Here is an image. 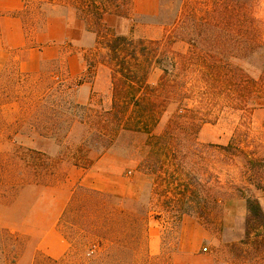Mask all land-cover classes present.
Segmentation results:
<instances>
[{
	"label": "rangeland",
	"instance_id": "rangeland-1",
	"mask_svg": "<svg viewBox=\"0 0 264 264\" xmlns=\"http://www.w3.org/2000/svg\"><path fill=\"white\" fill-rule=\"evenodd\" d=\"M124 1L26 0V9L20 18L29 31L42 28L48 17L72 14L88 20L87 29L95 34V40L92 45L80 48L84 72L75 79L67 76L60 63L46 64L40 74L27 76L15 68L13 53L0 58V67L6 66L8 72L29 80L24 99L16 100V95L12 93L0 96V264H91L86 256L91 244H99L101 250L105 249L109 253V257L119 247L114 243L113 236L103 235L105 228L100 229L101 233L97 237L84 233L78 235L80 232L77 228L78 234L75 235L76 232L66 222L77 217L71 213L73 210L92 209L80 202L79 197L76 200L80 189L72 185L70 176L73 165L86 167L99 156V152L90 150L89 146L83 154L78 152L86 126H74L68 138L60 144L55 141L36 143L26 138L20 145L10 140L12 130L9 131L4 123H10L13 114L22 112V107L32 109L42 98L44 104L55 103L59 106L57 109L67 114L78 103L95 114L127 111L121 124L124 127L138 117L140 123L149 125V133H122L115 145L106 152L115 158L140 161L143 172L153 173L154 176L143 187L140 200L133 203L128 197L127 201L120 202L104 196L105 203L93 208L101 212L100 217H108L111 225L121 220L125 213L140 217L143 228L138 231L141 245L137 250L142 256L146 255L147 250L146 222L154 226L159 224L158 251L169 252L167 249L172 250L176 244L181 234L177 224L180 219L170 211L175 196L181 208L187 211L183 213L189 219L186 231L187 225L193 224L192 221L205 229L207 237L203 242H198L197 232L191 229V248L196 251L191 253L188 260L140 258L117 262L108 259L109 264H264V241L259 238V235H264V229L254 230L251 227L249 240L245 238L248 215L245 197L259 200L264 209V48L254 51L256 45L251 41L249 32L247 36L243 35V40L239 37L230 43L235 52L230 59L231 65L236 68L234 78H239L243 84L254 82L245 91L234 89L232 97H244L246 101L242 102V106L233 108L228 102L225 87L222 86V90L218 91L207 89L198 66L191 64L186 68L180 65L182 57L189 53L190 45L174 36L182 24L187 22L191 26L193 19H199L212 10L217 0L165 1L158 18L138 21L142 26L154 23V28L147 30L143 27L128 35L126 31L131 23L127 20L123 21L125 29L119 33L103 19L105 14L123 15ZM239 1L247 5L249 15L256 19L257 45H264V0ZM123 31L126 36L121 35ZM119 36L126 37L132 45L123 46L118 41ZM110 46L118 48L117 56ZM143 47L146 48L148 62L142 55ZM122 59L136 69V74L131 78L116 72L115 65ZM140 64L145 65L143 70ZM166 68L168 74L164 73ZM138 75L142 80L145 79L148 89L155 92L149 96V104L140 106L139 110L129 100L131 98L118 97L114 92L117 85L123 92L129 91L128 86L137 82ZM63 85L70 89L67 90ZM55 90L63 92L55 93ZM82 92L85 94L84 99L81 98ZM167 93L179 96L182 102L164 101L163 96ZM61 96L64 98L59 99ZM133 96L142 99L139 91ZM126 102L128 105L122 106ZM141 109L143 113L139 114ZM190 110H195L196 117H202L203 123L198 134V145L194 146L195 155L190 154L191 146L180 147L181 153L187 152L189 155L185 162H180L185 169L178 170L176 160L165 151L167 144L162 140L150 141L149 138L164 135L169 139L166 142L171 145L174 142L183 145L184 126L171 122L176 116L189 120L190 117L186 115ZM230 144L233 146L230 153L202 146L226 147ZM36 151L43 154L44 160L38 170L31 163V152ZM19 152L25 154L22 161L16 158ZM231 153L234 155H229ZM148 158L158 163L153 171L147 170ZM168 175L177 178L174 180ZM37 179L39 187H32L30 184ZM20 181L27 186L22 191L14 187ZM187 183L192 184L191 189L196 192L195 199H190L184 192ZM69 198L70 203L74 201L73 209L64 213L59 229L70 240L72 247L66 258L59 261L48 259L37 250L47 229L36 227L35 223L47 218L48 223L52 224ZM157 213L162 214L158 216ZM106 223L100 218L99 224ZM169 238H174L173 243L165 245L164 241ZM246 241L248 243L244 244Z\"/></svg>",
	"mask_w": 264,
	"mask_h": 264
},
{
	"label": "trees",
	"instance_id": "trees-1",
	"mask_svg": "<svg viewBox=\"0 0 264 264\" xmlns=\"http://www.w3.org/2000/svg\"><path fill=\"white\" fill-rule=\"evenodd\" d=\"M81 18L84 20V22H86L87 19L85 20V18ZM256 24V19L249 15V12L247 11V5L242 1L217 0L214 2L212 10L206 12V14L199 19H193L191 26H189L186 22L178 27L175 31L174 36L176 38H180L190 45V51L188 54H185L182 57L180 65L186 68L191 66V64L198 66L202 76L204 77V82L207 86V89L218 91L222 90V86L225 87L226 96H228V102L231 106H233V108L242 106V102L246 101L244 97H232L234 89L239 88L240 90L242 89L245 91L248 89L249 84L254 82L251 81L243 84L239 81V78H234L236 68L231 65L230 59L234 57L235 52L230 46V43H232L236 38L240 37L242 39L243 35L245 34L247 36L249 32L252 36H250L251 41L256 45L255 46L253 43V47H256L254 51L264 48V45L260 46V43H258V45L256 43ZM119 38L120 39L118 41H120V43L122 42L123 46L127 47L132 45V43L129 42L126 37L119 36ZM110 47L111 51L116 53L117 56L119 51L118 48L116 46ZM142 51H144L142 55L144 58H146V62H148L147 54H145L146 48L143 47ZM140 62L141 61H139V63ZM144 66L145 65L140 64L142 70L144 69ZM115 67L118 75L120 74L123 76L124 74L123 77L125 78H131L136 74V69H133V66H130L129 63L125 62L123 59L117 62ZM168 72V68L164 69L165 74H168ZM2 75L5 76L3 77ZM222 79H224V81H221ZM136 80L137 82L134 85L128 86L129 91L123 92L119 85H117L116 89L114 88V92L118 97L121 96L122 98H131L129 100H132L136 108L139 110L140 106H147L149 104L147 100L149 99V96L151 94H155V92L153 89H148L147 82L145 79L142 80L140 75H138ZM28 81L29 80L27 78H24V76L21 77L19 74H12L7 70L1 71L0 96H9L10 93H12L16 95V100H19L20 98L24 99L25 96L23 94L28 91V86L26 85L28 84ZM63 87L67 90L70 89V87L67 85H63ZM138 91L142 99L138 98L137 96H133V94L138 93ZM58 92L62 94L63 90H55V93ZM122 92L126 93L122 94ZM27 94L30 95L29 92ZM62 98L64 97L61 96L59 99ZM163 99L167 102L171 100L177 103L182 102L179 96L174 97L169 93L164 95ZM42 100L44 99H39L32 109H26L22 107V112L17 114L14 113L12 119L9 121L10 123H4L9 131L12 130L10 132V140L13 143H19L22 145L24 139L30 138L31 141L36 143L55 141L60 144L68 138L74 126L79 125L82 127L86 126L85 135L82 139V145L79 147V154H83L84 149L89 146L90 150H95L99 152V155H101L106 153L107 150L111 149L115 145V143L122 136V133L134 134L142 131L149 133L150 130L149 125L140 123V117H138L139 119L137 120L134 119V121L126 127L121 126L122 120L126 116L127 111H109V113L95 114L77 103L72 106V112L67 114L61 112L60 109H57L59 108L57 104H44ZM145 101L147 104H145ZM150 104L152 105L153 103ZM124 105H128V103L126 102L122 106ZM187 112L188 114L186 116L190 117L189 120H185V117L183 116H176L174 121L171 122L173 124L184 126L183 142L185 143L183 145H181L179 142H174L171 145V143L166 142L169 139H167L164 135H159L156 137L151 136L149 138L150 141L162 140L165 142V145L167 144L165 151L176 160V168L178 170H181V168L183 170L185 169L181 163L185 162V159H187L189 155L187 152L184 153L182 151L183 153H181L180 147L182 148L191 146L193 152L191 151L190 154L195 155L194 146L198 145V134L203 123L202 117H196L197 114L195 110H190ZM140 113H143L142 109L139 111V114ZM143 117L141 118L143 119ZM108 123L109 125H107ZM87 125H89V127ZM232 144L226 147L217 145L202 146L206 149L208 147H213V149H219L225 153H230L233 149ZM31 153L33 154L31 163L34 164V169L38 170L44 161L43 154L40 153V151ZM229 155L233 156L234 154L231 153ZM16 158L22 161L25 158V154L19 152L16 155ZM157 165L158 163L156 161H153L149 158L146 159L148 171L155 170ZM189 176L192 177L191 175ZM171 177H173L174 180L177 178L175 175H168V178ZM38 180L39 179H37L35 183L32 182L30 185L32 187H39ZM14 187L22 191L27 186L23 181H20L16 182ZM191 188L192 184L187 183L184 185V192H186L187 197L189 196L190 199H195L196 192ZM78 189H80V191L75 196L76 200L79 197L81 199L80 202H83L86 207H91L92 209L79 210V212H77L76 209L72 211L71 209H73L72 205L74 201L69 203L65 214L72 211L71 213L76 214L77 217L73 218L72 220H67L66 222L68 226L75 232L76 228L79 229L80 233L78 234V232H76L75 235L84 233L86 235L88 234L96 237L101 233L100 229L102 230V228H105L106 231H104L103 235H106L107 237L113 236L115 240L114 243L119 245L116 250L111 252V256L109 257V253L107 254L105 249L101 250L99 244H91L86 252V256L91 260V264H109V262H107L108 259H112L113 261L117 262L132 261V257L136 252H138L137 248L141 245V236L139 234L140 232L138 231L143 228V220H141L140 217H137L136 214L128 215L125 213L121 220L116 221L111 225V220L108 217H100L101 212L98 209H93L98 205L105 203L103 202L104 195L86 190L81 187H78ZM175 198V200L172 199L173 204L170 211L176 214L178 216L177 219H179V217L183 213H187V211L182 209L179 205V201L177 199L178 197L175 196ZM245 198L248 211L245 222V238L248 241L251 227H253L254 230L264 229V209L259 200L250 196ZM100 218H102L104 221H107V225L99 224ZM146 223L144 226H146ZM117 225L118 231H116ZM259 238L261 241H264V235H259ZM247 241L244 242V244H247ZM172 249L176 250V244L174 247H172Z\"/></svg>",
	"mask_w": 264,
	"mask_h": 264
},
{
	"label": "crops",
	"instance_id": "crops-1",
	"mask_svg": "<svg viewBox=\"0 0 264 264\" xmlns=\"http://www.w3.org/2000/svg\"><path fill=\"white\" fill-rule=\"evenodd\" d=\"M165 1L168 0H125L123 15L105 14L103 19L118 32L125 29L123 21L127 20L131 23L127 31L125 30L127 35L143 27L148 30L154 28L155 24L142 26L138 24V21L158 18ZM25 9L26 0H0V58H4L7 53H13L15 68L27 76L40 74L46 64L60 63L69 78L80 77L84 72L80 48L92 45L95 40V34L88 31L86 22L77 15H60L46 18L42 28L29 31L21 20ZM124 33V31L121 32V35L126 36ZM5 68L6 66L0 67V72L5 71ZM84 97L85 94L82 92L81 98L84 99ZM132 160L133 158H115L114 155L103 153L86 167L73 165L70 168L72 185L120 202H125L130 197V202L137 203L142 195L144 185L154 175L143 172L141 162ZM70 200L71 198L68 199L67 205L52 224L48 223L47 218L35 223L36 227H46L47 229L37 250L48 259L62 260L66 258L72 247L70 240L59 229L60 220L64 216ZM161 214L157 213L158 216ZM179 219L177 224L180 226L181 234L177 237L176 250H171L168 247L169 252L158 251L159 224L154 226L147 222L145 230L146 255L142 256V253L138 251L132 259L169 258L184 261L190 259L191 253L196 251L195 248H191L193 238L191 229L197 232L198 242H203L207 236L205 229L195 221H192L193 224L190 226L187 225V232L186 223L189 222V219L185 214H182ZM157 221L159 220L157 219ZM173 240L174 238H169L164 241V244H172Z\"/></svg>",
	"mask_w": 264,
	"mask_h": 264
}]
</instances>
